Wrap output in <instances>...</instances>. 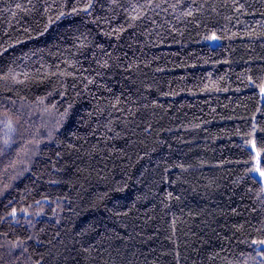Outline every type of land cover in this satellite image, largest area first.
<instances>
[{
  "label": "trees",
  "instance_id": "16d2710c",
  "mask_svg": "<svg viewBox=\"0 0 264 264\" xmlns=\"http://www.w3.org/2000/svg\"><path fill=\"white\" fill-rule=\"evenodd\" d=\"M149 2L0 0V264L261 260L264 0Z\"/></svg>",
  "mask_w": 264,
  "mask_h": 264
},
{
  "label": "snow or ice",
  "instance_id": "6c2138e0",
  "mask_svg": "<svg viewBox=\"0 0 264 264\" xmlns=\"http://www.w3.org/2000/svg\"><path fill=\"white\" fill-rule=\"evenodd\" d=\"M178 3H179V0H178ZM147 6H148V7H151V6H152V5H151V0H150L149 4H148ZM17 7H19V5H17ZM90 7H91V4L89 3V4L85 5V7H84L82 10L86 12ZM156 7H159V5H156ZM171 7L175 8V7H177V5L174 4V5H171ZM133 11H135V9H133ZM72 12H74V13L77 12V8H76V7H73V8H72ZM60 15L63 16L64 13L61 12ZM184 15H186V16H191V15H192V12H191V11H185ZM59 18H60V17L58 16L57 19H59ZM139 18H140V17L135 16V15L131 17L132 20H137V19H139ZM129 26L131 27V25H129ZM211 39H213V40L217 39V37L215 36V34L212 35ZM104 67H107V64H105ZM249 79H251V78H249ZM88 83H92V81L89 80ZM259 89H260V94H261L262 96H264V83H261V84L259 85ZM39 102H40L41 104L44 103L43 99H41ZM63 115H67V109L65 110V113H64ZM7 127L9 128L10 131L12 130L11 122L8 123ZM253 131H255V126L253 127ZM49 135H51V133H50ZM260 140H261V145H262V147H264V137H261ZM4 143H5V146H6V147H7L8 144H9V142H8L7 139L4 141ZM249 143L251 144V148H250L249 150L252 151V152H254L255 155H256L257 157H259V156L261 155V153H260L259 151H256V148H257L256 140L253 139V140H251ZM13 163H14V162H13ZM254 173H257V174L259 175V177L264 178V168H261V167L259 166V164L254 168ZM118 190H119V189H118ZM171 195H172V194L169 193V196H171ZM37 203H39V202H37ZM11 215H12L13 217L16 216V210H15V209H12ZM86 234H87V233H81V235H86ZM57 235H58V234H57ZM28 239L31 240L32 237L29 236ZM37 243H40L39 239H37ZM251 243H252V245H256V248L254 249V251H256L257 255L261 257V260L258 261L257 264H264V247H261V246H264V239H258V240H257V239H253V240L251 241ZM23 244H24V241L17 240L15 243L12 244V248H13V249L19 248V247H21ZM81 247H82V250H83L84 252H88V251H89V248L92 247V246H91V245H88L87 247H85V246L82 245ZM23 250L26 252V251H27V248L25 247ZM73 259H75V257H73ZM37 264H39V261H37Z\"/></svg>",
  "mask_w": 264,
  "mask_h": 264
},
{
  "label": "rangeland",
  "instance_id": "374dc122",
  "mask_svg": "<svg viewBox=\"0 0 264 264\" xmlns=\"http://www.w3.org/2000/svg\"><path fill=\"white\" fill-rule=\"evenodd\" d=\"M41 111V112H40ZM45 111H44V109L42 110V109H39V114L40 115H42V114H45L44 113ZM41 124L38 126V128H41L42 130L40 131V132H37V133H41V134H46V133H48L49 134V131H48V129H47V127L49 126V124H51V123H53V125H56L57 123H58V119L57 118H53L52 119V116H50L49 114L47 115V116H45L44 118H43V120L42 119H40V121H39ZM42 122H44V123H42ZM33 131V133H34V135L37 137L38 136V138L39 137H47V135H41V134H37V133H35L34 132V130H32ZM43 137V138H44ZM259 164V166H260V156L259 157H257L256 155H255V153H254V162L252 163V169H251V173L253 174V176L255 177V178H257V180L260 182V184H261V186H262V191H263V194H264V178H262V177H259V175L257 174V173H254V168L257 166ZM261 167V166H260ZM262 168V167H261ZM261 247H264V246H261Z\"/></svg>",
  "mask_w": 264,
  "mask_h": 264
}]
</instances>
